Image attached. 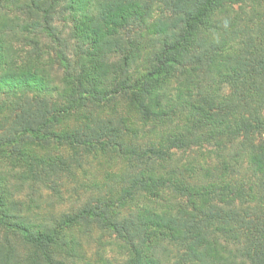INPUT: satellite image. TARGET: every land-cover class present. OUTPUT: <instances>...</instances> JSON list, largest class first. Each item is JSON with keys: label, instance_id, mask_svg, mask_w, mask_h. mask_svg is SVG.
Instances as JSON below:
<instances>
[{"label": "trees", "instance_id": "trees-1", "mask_svg": "<svg viewBox=\"0 0 264 264\" xmlns=\"http://www.w3.org/2000/svg\"><path fill=\"white\" fill-rule=\"evenodd\" d=\"M0 3V264H264V0Z\"/></svg>", "mask_w": 264, "mask_h": 264}, {"label": "rangeland", "instance_id": "rangeland-1", "mask_svg": "<svg viewBox=\"0 0 264 264\" xmlns=\"http://www.w3.org/2000/svg\"><path fill=\"white\" fill-rule=\"evenodd\" d=\"M158 6V7H157ZM157 6H155V11L152 12V16L149 19V22L155 21L157 20L159 17L164 16V11L162 9V7L157 4ZM159 8V9H158ZM8 12L7 7H5L2 3H0V20L1 17H3L4 15H6ZM11 15V14H9ZM69 25L71 27V23L67 22L64 19H60L58 21H56V25H58L59 27L62 26H67ZM143 27H140L136 24H131L130 26H128V30H130L132 32V34L139 36L141 34V31L143 30ZM127 30V31H128ZM129 32V31H128ZM127 36H131L129 33H126ZM44 40H47L46 38ZM71 44L74 45V43H76V41H71ZM10 47L13 51L10 50ZM6 49L5 48H0V53H8V60L16 62L17 64H21L24 60L26 51L28 49H30L29 47L19 44V43H11ZM50 56H47L42 63H40V68L42 70H45V72H47L49 75H51L52 77V81L53 84H58L61 80V77L63 76V72H62V68H60V66L54 62L53 58H48ZM52 57H54V54L52 53ZM70 57H72V59H74V53L70 55ZM157 135V134H156ZM108 170H111V168L109 167V165L107 166ZM114 170H117L116 168H112ZM66 204L64 202V205H59L56 208V211H62L64 208H66L67 205L71 204L72 202H68L67 203V196H66ZM72 201H75V198H72ZM42 211H39V213L41 215L44 214V212L48 209V207L45 208V210L43 208H41ZM50 211L49 209L46 211L48 212ZM55 212V210H54ZM95 236H94V240L86 247V249L88 250V255H90L91 257H94L96 252H100L101 254L104 255V259L107 261V263L110 264H126V261L128 259V257L125 255V251L121 248L119 242H117L114 238V236H111L110 234L107 233H102L99 230H95ZM101 238V239H100ZM241 263L243 264H249L247 262H243L241 261Z\"/></svg>", "mask_w": 264, "mask_h": 264}]
</instances>
